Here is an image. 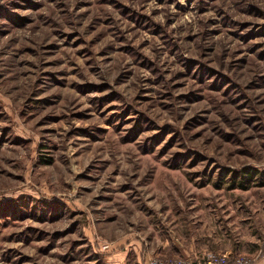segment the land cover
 I'll use <instances>...</instances> for the list:
<instances>
[{"label": "rangeland", "instance_id": "374dc122", "mask_svg": "<svg viewBox=\"0 0 264 264\" xmlns=\"http://www.w3.org/2000/svg\"><path fill=\"white\" fill-rule=\"evenodd\" d=\"M228 251L264 260V0H0V264Z\"/></svg>", "mask_w": 264, "mask_h": 264}, {"label": "built area", "instance_id": "2783aa9c", "mask_svg": "<svg viewBox=\"0 0 264 264\" xmlns=\"http://www.w3.org/2000/svg\"><path fill=\"white\" fill-rule=\"evenodd\" d=\"M103 247L104 249H107L109 248V245L106 244ZM145 264H252V260L245 257H235L227 254L210 252L203 256L201 259L197 260V262L184 259L165 261L158 257H154L145 260Z\"/></svg>", "mask_w": 264, "mask_h": 264}, {"label": "crops", "instance_id": "0c3cea01", "mask_svg": "<svg viewBox=\"0 0 264 264\" xmlns=\"http://www.w3.org/2000/svg\"><path fill=\"white\" fill-rule=\"evenodd\" d=\"M226 254L227 255H231L232 253L228 251ZM255 264H264V260H261V261H259L258 263H255Z\"/></svg>", "mask_w": 264, "mask_h": 264}, {"label": "trees", "instance_id": "16d2710c", "mask_svg": "<svg viewBox=\"0 0 264 264\" xmlns=\"http://www.w3.org/2000/svg\"><path fill=\"white\" fill-rule=\"evenodd\" d=\"M145 264V263H144Z\"/></svg>", "mask_w": 264, "mask_h": 264}]
</instances>
